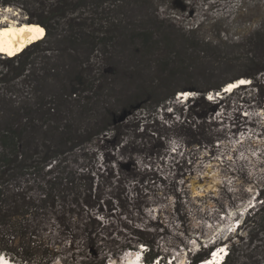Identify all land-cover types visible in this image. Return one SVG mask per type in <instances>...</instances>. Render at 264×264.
Segmentation results:
<instances>
[{"label":"rangeland","instance_id":"374dc122","mask_svg":"<svg viewBox=\"0 0 264 264\" xmlns=\"http://www.w3.org/2000/svg\"><path fill=\"white\" fill-rule=\"evenodd\" d=\"M111 7L118 29L108 28L105 19H89L97 23V38L75 47L66 21L55 20L49 7L27 11L15 2L0 8V28L50 21L53 40L26 51L30 73L40 75L37 93L62 113L60 124L83 135L110 125L94 143L72 152L68 164L77 176L91 173L105 197L115 180L105 173L115 168L125 180L115 193L128 207L117 209L110 221L99 216L114 224L95 233L96 254L107 256V264H129L146 247L134 241L138 228L161 251L164 264H191L202 247L222 244L236 247L235 264H264V249L257 248L263 233L250 232V246L247 225L232 233L264 205V72L248 77L264 61V54L251 52L264 31V0H122ZM149 31L154 44L144 49L135 36ZM240 77L248 83L244 89L223 92ZM220 84L222 89L211 90ZM185 90L197 99L184 102ZM212 92L217 100L209 98ZM165 96L172 97L156 106ZM203 121L210 127L201 130ZM78 241L77 252L83 243Z\"/></svg>","mask_w":264,"mask_h":264},{"label":"trees","instance_id":"16d2710c","mask_svg":"<svg viewBox=\"0 0 264 264\" xmlns=\"http://www.w3.org/2000/svg\"><path fill=\"white\" fill-rule=\"evenodd\" d=\"M121 1L0 0V8L15 2L27 11H31L36 5L49 7L56 16L55 20L66 21L69 43L71 47H75L82 41L90 43L97 38V23H90L89 19H105L103 23L108 25V28L118 29L111 18L112 12L115 11L111 6ZM106 4L109 6L106 7ZM77 19H83V22H77ZM38 21L46 27V36L31 45V49H39L42 44L53 40L54 31L50 21ZM153 36L154 33L149 31L135 37H138L143 48L147 49L154 44ZM26 49L20 56L13 57L0 52V254L7 255L17 264H54L57 260L62 264H107V256L96 254L98 239L95 233L99 228L114 224L103 223L100 215L110 221L117 209L121 208L123 211L128 207L115 193L125 180L115 168L105 173V178L115 179L114 185H111V194L105 197V189L98 187L95 190V178L91 173L77 176L68 170V164L71 153L86 144L94 143L100 135L110 129L109 123L102 130L89 131L85 135L73 126H62V113L53 106L51 100L37 93V80L41 79L37 72L30 73L32 62ZM257 51L264 54L262 30L257 33L251 52ZM263 72L264 61L259 64L257 71L248 77ZM22 84H27L36 92H22ZM223 86L224 84H220L211 90L218 91ZM171 97L157 99L156 106L165 104ZM196 99L194 97L191 101ZM203 101L209 103L204 97ZM129 109L126 108L123 112ZM111 116L112 122H116L115 114ZM120 165L123 166L124 163L120 162ZM260 198L264 204V189L260 190ZM135 208L136 212L142 209L139 206ZM136 216L138 214L134 217ZM244 225L250 228V238L247 242L250 246L254 239L250 232L258 231L264 234V205L252 215H247L237 231L232 233H237ZM133 231L136 235L133 236L134 241L146 245L149 250L145 252L146 262L154 264L158 259L161 261V251L152 246L150 236L138 228ZM80 238L83 243L77 252L74 245ZM258 241L257 248L264 249V237ZM125 248L136 250V247L131 245ZM62 249L71 254H64ZM212 250V247H202L191 264L206 261ZM229 251L224 264H235L237 249L232 246ZM86 253H91L94 257L78 259V256L84 257Z\"/></svg>","mask_w":264,"mask_h":264},{"label":"bare ground","instance_id":"6f19581e","mask_svg":"<svg viewBox=\"0 0 264 264\" xmlns=\"http://www.w3.org/2000/svg\"><path fill=\"white\" fill-rule=\"evenodd\" d=\"M8 28L14 29L16 34L12 35L10 37V39L8 37L3 38L4 43H2V45H0V52H2L3 54H5L7 56H11V57L16 56L20 52H24V50L26 48H28L29 45H33L35 42L40 41L41 39H44L46 36V29L42 25H40L39 23H30V22L29 23H27V22L17 23L15 21H13L10 23V25H3L0 28V30L8 29ZM21 29H24V31L21 32L20 31ZM41 29H42V31H39ZM9 52H11V54H9ZM238 79L241 80V79H243V77H240ZM238 79H236V80H238ZM243 80H245V79H243ZM235 82H237V81H235ZM235 82L231 81V82H228L227 84L234 86ZM231 83H233V84H231ZM241 89H244V88H241ZM184 92L189 93V90H185ZM235 119L238 122H242L238 115L235 116ZM208 126L209 125H207L203 121L200 129L203 130L204 128H208ZM240 128L241 127L237 125V127H235V131L239 130ZM242 131H244V130H242ZM245 131H246V128H245ZM220 132L223 135L225 134L222 131H220ZM243 142L245 143V140ZM220 246H225V245L222 244ZM144 248H146V247H144ZM141 251H143V250H141ZM137 253H139V252H137ZM137 253H135V252L133 253V257L130 259L129 264H142V263H136V261H135L134 257L138 256ZM218 255H220V254H218ZM0 257L3 258L5 261H10L11 263H13V261L11 259H9L7 256H5L4 254H1ZM136 259H137V257H136ZM173 263L175 264V262H173ZM145 264H147V263L145 262ZM160 264H161V262H160Z\"/></svg>","mask_w":264,"mask_h":264},{"label":"snow or ice","instance_id":"6c2138e0","mask_svg":"<svg viewBox=\"0 0 264 264\" xmlns=\"http://www.w3.org/2000/svg\"><path fill=\"white\" fill-rule=\"evenodd\" d=\"M20 31L23 32L24 29H21ZM39 31H42V29ZM15 34H16L15 30L11 29V28L0 30V45H2V43H4V40H3L4 37H8L10 39V37L12 35H15ZM9 54H11V52H9ZM241 83H244V82L241 81ZM232 87H234V86L230 85L229 88L226 89V91H230ZM213 255H215V253H213ZM137 259H139V256H137ZM0 261H2V258H0ZM2 264H7V262L3 261ZM208 264H212V262L209 261Z\"/></svg>","mask_w":264,"mask_h":264}]
</instances>
